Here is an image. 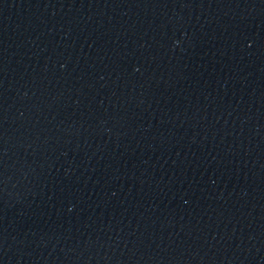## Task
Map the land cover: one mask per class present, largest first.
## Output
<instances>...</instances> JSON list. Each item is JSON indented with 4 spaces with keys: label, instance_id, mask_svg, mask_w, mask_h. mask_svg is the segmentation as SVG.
<instances>
[{
    "label": "water",
    "instance_id": "obj_1",
    "mask_svg": "<svg viewBox=\"0 0 264 264\" xmlns=\"http://www.w3.org/2000/svg\"><path fill=\"white\" fill-rule=\"evenodd\" d=\"M0 264H264V0H0Z\"/></svg>",
    "mask_w": 264,
    "mask_h": 264
}]
</instances>
